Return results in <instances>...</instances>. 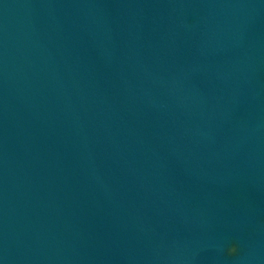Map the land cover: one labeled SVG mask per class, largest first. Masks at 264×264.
Instances as JSON below:
<instances>
[{
    "label": "water",
    "instance_id": "95a60500",
    "mask_svg": "<svg viewBox=\"0 0 264 264\" xmlns=\"http://www.w3.org/2000/svg\"><path fill=\"white\" fill-rule=\"evenodd\" d=\"M0 264H264V0H0Z\"/></svg>",
    "mask_w": 264,
    "mask_h": 264
}]
</instances>
